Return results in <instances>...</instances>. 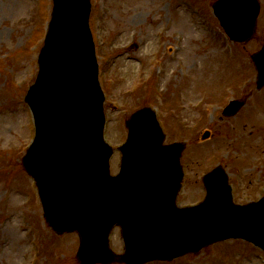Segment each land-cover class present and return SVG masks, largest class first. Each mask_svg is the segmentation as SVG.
Returning a JSON list of instances; mask_svg holds the SVG:
<instances>
[{
	"label": "rangeland",
	"instance_id": "obj_1",
	"mask_svg": "<svg viewBox=\"0 0 264 264\" xmlns=\"http://www.w3.org/2000/svg\"><path fill=\"white\" fill-rule=\"evenodd\" d=\"M215 1L91 0L89 24L105 95V136L114 150L110 171H118L117 146L126 139L130 115L146 105L155 107L165 118L166 142H185L187 176L180 204L202 196L200 179L209 163L220 164L232 175L241 188V199L259 195V184L264 183V86L257 88L251 60L264 43V0H259L252 37L233 45L234 55L225 47L226 35L211 13ZM51 11L52 0H0V264H80L78 234L58 235L50 228L22 164L26 141L33 135L23 100L37 73L35 56ZM157 63L163 67L160 73ZM231 87L235 97L246 101L239 111L222 117L224 104L217 109L215 105L210 118L200 119L201 107L210 100L222 102ZM200 97L204 103L194 109ZM206 130L209 137L202 139ZM109 245L114 253L123 252L118 225L111 230ZM207 248L147 264H260L258 257L264 260L260 251L240 240Z\"/></svg>",
	"mask_w": 264,
	"mask_h": 264
},
{
	"label": "water",
	"instance_id": "obj_2",
	"mask_svg": "<svg viewBox=\"0 0 264 264\" xmlns=\"http://www.w3.org/2000/svg\"><path fill=\"white\" fill-rule=\"evenodd\" d=\"M53 1V22L47 37L51 44L50 54L43 55L48 60L42 72L48 78L50 87L48 97H41V92L36 91L35 99L40 111H36L37 135L25 157L24 165L40 181L41 190L51 182L53 188H60L56 183L61 185L67 179L66 187L58 192L46 188L44 201L47 213L56 219L53 221L49 218L56 229L79 230L82 238L79 258L82 262L93 264L95 261L108 262L121 258L130 264H138L155 257H172L189 249L183 248L187 240L195 238L196 246L208 242L207 237L196 239L200 229L208 233L210 230L218 232L224 224L238 229L241 235L255 236L256 240L260 237L264 243V210L259 207L260 204L264 205V199L244 208L227 205L225 214L217 213L209 218L210 214L195 220L192 219L194 210H178L173 206L172 197L176 193V186L168 189L167 196L165 189L154 185L153 188H138L132 196H121L123 199H133V204L140 208H137L132 220L124 221L120 218L119 221L123 228L129 225L123 229L127 242L125 254L122 257L111 254L107 249L106 238L115 220L118 189L116 177L107 174V157L111 151L103 144L101 137L103 97L95 85L93 51L91 48L88 50L85 42L88 39L86 27L89 1ZM223 1L219 0L214 6L217 13L218 5ZM258 9L256 0L229 1L230 17L243 21L239 26L240 39L250 36ZM249 12L250 23L243 31ZM59 52L65 56L66 65H62ZM254 60L260 84L264 83V48L254 56ZM85 70H91L89 86L92 92L89 89L82 92L78 86V73ZM129 127L128 140L122 147L124 174L132 173L139 177L151 172V164L159 166V162L166 159L167 150L176 151L174 161L177 160L181 146L161 147L163 135L149 109L135 113L129 121ZM63 156L69 159L67 165L59 164ZM59 166L67 167V172L60 173L62 170ZM76 167L79 170L71 172ZM214 175L210 174L206 180L209 191L214 187ZM70 199H85L89 204L84 208L83 205H71ZM57 200H60V204ZM201 213L204 214L205 209ZM156 239L159 242H155ZM167 250L174 255L165 256Z\"/></svg>",
	"mask_w": 264,
	"mask_h": 264
},
{
	"label": "bare ground",
	"instance_id": "obj_3",
	"mask_svg": "<svg viewBox=\"0 0 264 264\" xmlns=\"http://www.w3.org/2000/svg\"><path fill=\"white\" fill-rule=\"evenodd\" d=\"M56 184L60 186V183L57 182Z\"/></svg>",
	"mask_w": 264,
	"mask_h": 264
}]
</instances>
